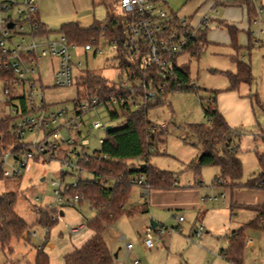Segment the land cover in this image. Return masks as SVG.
I'll return each instance as SVG.
<instances>
[{"label":"rangeland","instance_id":"obj_1","mask_svg":"<svg viewBox=\"0 0 264 264\" xmlns=\"http://www.w3.org/2000/svg\"><path fill=\"white\" fill-rule=\"evenodd\" d=\"M68 8L75 11L84 0H63ZM115 13H122V0H107ZM173 11L192 16L194 25L201 12L208 9L211 21L207 26L205 42L194 52L185 50L175 57L178 65H185L188 79L194 88L180 89L167 94L164 100L152 105L147 110V116L154 124L158 135L154 140L149 154V164L175 174L179 186H197L202 200L198 209H175L161 207L152 199L149 200L144 187L133 184L129 194V204L133 207L132 214H124L106 226L102 232L109 250L119 249L118 258L127 264H132L135 258L139 264H229L220 255V249L226 247V236L232 230L245 225V239H251V244L243 248V264H264V233L252 226H248L255 213L247 208H235L233 212L227 207V191L233 187L226 186L230 182L224 181V186H214L213 180L218 176L216 166H202L199 173L189 167L190 162L198 160L200 146L196 137L189 131L192 123L209 124L205 114L208 107L217 108L227 118L228 124L237 130L234 141L239 148V158L242 163V181L253 176L258 171L257 155L264 153V14L261 16L263 25L258 26L248 22L247 10L244 5H235L237 1L247 0H163ZM212 1V2H211ZM259 0H248L249 3ZM214 3V4H213ZM229 4V5H226ZM211 8V9H209ZM46 25L52 30L58 29L60 22L53 16L54 9L48 10ZM85 12V11H84ZM13 10L2 11L4 17L13 15ZM90 19L103 20L106 8L103 2L95 0L90 3L88 11ZM188 18V19H189ZM223 20V24L218 23ZM231 20L235 23L229 22ZM220 22V21H219ZM237 27L236 44L232 45L231 38L224 27L226 24ZM237 24V25H236ZM262 27L263 32L257 34ZM207 35V37H206ZM55 32L48 36L35 38L36 43H42L47 38H56ZM30 39V38H28ZM14 37L13 41H18ZM71 67L73 76L91 72L109 81L119 80V68L115 65L116 55L113 44L101 37L90 50H84L83 45L71 47ZM250 66L252 79L249 83L241 82L237 89H229V74L237 73V61ZM56 57L48 56L38 61L39 84L35 87L37 102L43 100L50 105L49 109L57 111L65 109L67 112L61 117H75L74 104L79 90L77 85L65 87L55 86L53 72L56 67ZM42 86V87H41ZM41 87V88H40ZM259 99V102L257 100ZM60 117V118H61ZM93 120H99L106 126L116 127L121 118H111L109 110L104 105L90 109L82 114L83 125L80 126L81 136L74 131L70 135L84 137L88 144L84 147L88 155L100 149L99 138L105 137L104 131L91 128ZM62 136L64 131H60ZM35 137V131L26 130L23 140L27 143ZM43 132L38 133L41 139ZM71 149V146H68ZM68 161L72 165L77 163L70 155ZM12 157H8L6 168L13 167ZM138 163H143L139 160ZM77 178H92L91 173L83 170H73L71 165L61 162L59 155L49 161L31 158L21 168L17 177H7L0 180V194L13 191L16 193L14 210L25 221L26 230L22 237H12L4 247L0 243V264H34L37 247H43L49 256L50 264H63L66 253L80 247L92 235L86 223L94 218L95 210L87 201H81L74 206H64L57 214L53 190L60 183L62 188L70 185ZM190 188V187H186ZM223 193L218 200H211L214 194ZM256 195V194H253ZM207 196V197H206ZM204 197H206L204 200ZM150 201L149 205L148 202ZM142 202L147 203V212H142ZM184 221L179 222L177 217ZM55 219L56 222L45 227L38 223L39 219ZM153 221L157 226H150ZM83 223L85 226L76 234H70L67 225ZM203 231L197 236L194 231L200 226ZM150 226L155 247L145 248L142 244V230ZM36 232L35 236H28L26 232ZM31 238L28 241V238ZM244 239V240H245ZM131 242L133 248L126 254L125 242Z\"/></svg>","mask_w":264,"mask_h":264},{"label":"trees","instance_id":"obj_2","mask_svg":"<svg viewBox=\"0 0 264 264\" xmlns=\"http://www.w3.org/2000/svg\"><path fill=\"white\" fill-rule=\"evenodd\" d=\"M95 1V0H94ZM100 1V0H97ZM235 5H244L247 10L248 22L254 14L253 6L248 1H237ZM226 5H229L226 3ZM106 13L103 20L94 19L91 25L83 26L76 21L63 23L56 30H48L38 18L37 11L30 17L32 31L31 35L36 38L48 36L55 32L62 36L69 45L96 44L103 37L113 44L116 55L115 65L119 68V77L123 71L136 72L138 64L129 63L127 53L123 46L125 35L123 34L124 15L115 13L110 3L105 4ZM220 21V22H219ZM218 20L217 24H223ZM226 24V23H225ZM207 26V25H205ZM232 45L238 49L236 44L237 27L226 24ZM206 31L196 29L186 50L194 52L205 42ZM207 36V35H206ZM172 74L163 83L162 78L155 79V86H161L157 98L145 105L133 106V103L125 101L113 109H108L111 118H121L116 127L105 131V137L100 149L95 150L89 156L87 162L82 166L87 168L92 178H77L76 186L70 187L65 194L74 195L81 193L83 198L78 201H87L95 210V216L86 223L92 231V235L83 244L68 252L64 256L63 264H114L113 253L109 250L102 232L106 226L111 224L121 215L132 214L135 209L126 207L132 185L140 177L148 185V190H164L175 187V174L168 170L159 169L149 164V154L158 135L154 123L147 116L150 106L164 100L168 93L180 89H192L185 65L173 62ZM252 79L249 64L237 61V73L229 74V89H237L241 82L249 83ZM79 95L75 103L91 95H97L101 99L112 96H123V91L117 88V82L91 73L85 72L75 77ZM140 92V90H139ZM259 102V99L257 97ZM75 105V104H74ZM209 120L208 125L192 123L188 125L189 131L196 137L200 146V152L204 153L197 161L189 163V167L199 173L202 166H216L218 176L214 178L213 184L224 186L228 180L233 188L260 189L264 191V153L257 155L258 171L253 176L242 181V163L239 158V148L234 137L237 130L232 128L225 120L222 113L215 107L205 109ZM11 116L4 114L0 117V148L5 149L11 143L17 142V136L11 134L9 123ZM102 156H105L102 158ZM143 160V163H138ZM144 164L143 167L141 165ZM5 177L0 171V180ZM16 193L13 191L0 194V243L4 247L12 237L20 238L26 230L25 221L14 210ZM141 211L147 212V203L141 204ZM251 209L255 216L247 223L264 233V200L257 204L230 203V209ZM56 209V208H54ZM56 211V210H55ZM233 212V211H232ZM60 212H58L59 214ZM56 222L55 219H39L38 223L50 227ZM227 245L220 249L221 257L229 264H243V248L245 239V225L232 230L226 236ZM34 264H50L49 256L43 247H37Z\"/></svg>","mask_w":264,"mask_h":264},{"label":"built area","instance_id":"obj_3","mask_svg":"<svg viewBox=\"0 0 264 264\" xmlns=\"http://www.w3.org/2000/svg\"><path fill=\"white\" fill-rule=\"evenodd\" d=\"M248 1V0H247ZM254 14L252 22L262 26L261 16L264 14V0L250 3ZM13 10V15L2 16V11ZM36 11L35 0H0V117L4 114L11 116L9 130L17 136V142L11 143L5 149L0 148V171L3 177H17L22 167L31 158L49 161L60 156L61 162L71 165L73 170L87 171L82 163L89 160L84 147L88 141L81 136L80 126L83 125L82 114L86 111L104 105L107 109H113L119 104L128 101L137 106L140 103L154 102L161 86H155V79L162 78L163 83L172 74L171 67L175 57L185 51L195 36L196 29L207 25L210 15L206 13L200 24L192 25L186 18L176 16L160 0H122L123 34L125 40L123 46L127 53L129 63L138 64V71H123L117 81V88L123 91V96H112L101 99L97 95H91L75 103L73 111L75 117L64 116L67 111L63 108L57 111L49 109L43 97L37 102L35 87L39 84L38 61L44 57H56L57 63L53 72V83L58 87L74 84L75 77L71 67V47L62 36L47 38L42 43H36L31 35L32 25L30 17ZM11 23L12 26L8 27ZM263 32L260 27L257 34ZM18 41H13L14 37ZM30 38V39H28ZM91 44L83 45V49L90 50ZM42 87V86H41ZM40 87V88H41ZM140 90V92H139ZM61 117V118H60ZM106 125L99 120H93L91 128L96 131H106ZM26 130L35 131L32 141L23 140ZM42 131L43 137L38 139V133ZM60 131H64L62 136ZM71 131L80 136L70 135ZM102 143L103 138L98 139ZM71 146V149H68ZM72 155L77 163L72 165L68 157ZM92 155V154H91ZM12 157L14 163L11 170L6 168L8 157ZM105 156H102L104 158ZM90 173V172H89ZM55 185L53 194L57 214L64 206L72 207L83 198L81 193L68 195L64 192L70 187L76 186V180L62 188L60 183L52 181ZM135 184L148 190V185L140 177ZM176 184V181L174 182ZM212 199H217L214 197ZM178 220H183L182 216ZM85 225H67L70 234H76ZM203 231L200 225L194 233L198 236ZM26 235L35 236L36 233L27 230ZM143 245L145 248H153L152 230L150 226L143 228ZM251 239L244 240V246L251 244ZM126 254L132 249L128 241L124 243ZM114 264H127L118 256L114 258ZM132 264H139V260L133 259Z\"/></svg>","mask_w":264,"mask_h":264},{"label":"crops","instance_id":"obj_4","mask_svg":"<svg viewBox=\"0 0 264 264\" xmlns=\"http://www.w3.org/2000/svg\"><path fill=\"white\" fill-rule=\"evenodd\" d=\"M160 1L167 8L169 7L165 1H163V0H160ZM212 1H215V0H212ZM94 2H95L94 0H84V2L80 4V7H78V9H75V11H73L72 9L68 8V5H66V3L63 0H35L36 11H37L38 18L45 25H46L45 22L48 21L51 18V17L48 16L49 14H47V13H49L48 10L49 9H54L55 10V12H54L55 15L53 17L56 18L58 20V22H60L61 24L67 23V22H71V21H76V22L80 23L83 26H89V25L92 24L94 19H92V20L90 19V15H89L88 11H89V8H90V3L93 6ZM100 2H103V4L105 5L106 2H108V1L107 0H100ZM168 9L170 11H172L178 17H181V18L182 17H184V18L187 17L186 15L179 14V10L173 11L171 8H168ZM209 9H211V8H209ZM208 12H209L208 9L203 10L201 12L202 15H200L199 18L195 21V24L199 25L200 21H201V18ZM188 18H186V19L192 25H194L191 22L193 20L192 16L189 19ZM210 21H211V18H210L209 22ZM229 22L235 23L236 21L231 20ZM197 25H195V26H197ZM46 27H47L48 30H52L47 25H46ZM225 120L227 121V118H225ZM179 183L180 182L176 181L175 187H173L171 189L149 190L146 193L144 191L143 193H141V196H143V194H148L149 200L151 201V199H152L154 202L156 201L158 203V205L161 206V207L175 208V209H189V208L198 209V208H200V201L202 200L201 199L202 196H201V193H200V190L198 189V187L197 186L193 187L191 185L179 186ZM213 185L215 187L217 186L215 184H213ZM139 186H141V185H139ZM186 187H190V188H186ZM220 187H222V186H220ZM224 189L227 191L228 200H227V205L226 206L227 207L229 206V208H230V203H232V202L233 203H238V204L239 203H241V204H257V203H261L264 200V191L260 190V189L235 188L232 191H229L226 188H224ZM253 194H256V195H253ZM222 196H223V193L214 194L210 199L216 201V200L219 199V197H222ZM206 197H204V200H206L205 199ZM214 197H217V199H212ZM150 201L148 202V205H149ZM128 205H131V203L129 204V201H128ZM232 211L233 210L231 209V212ZM62 215H60V216H62ZM178 217H177V219H178ZM178 221L179 222L184 221V218H183V220H181V221L178 220ZM155 226H157V224ZM203 228H204V226H203ZM142 234H143V230H142ZM141 238H142V244H143V235H141ZM30 239L31 238L29 237L28 241H30ZM154 247H155V245H154ZM120 248L121 247H118V249L116 250L117 251V256L119 254V249ZM132 248H133V244H132ZM150 249H152V248H150ZM110 251L112 253L115 252L113 250H110Z\"/></svg>","mask_w":264,"mask_h":264},{"label":"water","instance_id":"obj_5","mask_svg":"<svg viewBox=\"0 0 264 264\" xmlns=\"http://www.w3.org/2000/svg\"><path fill=\"white\" fill-rule=\"evenodd\" d=\"M11 26H12V24L9 23V24H8V27H11ZM110 129H111V126L108 125V126L106 127V131H108V130H110ZM203 154H204V153H201V154L199 155V158H201V156H202ZM143 166H144V164L141 165V167H143ZM59 214L62 215V214H63L62 211H60ZM150 225H151L152 227H154V226L156 225V223L153 222V221H151V222H150ZM113 257H114V258L117 257V251H115V252L113 253Z\"/></svg>","mask_w":264,"mask_h":264}]
</instances>
